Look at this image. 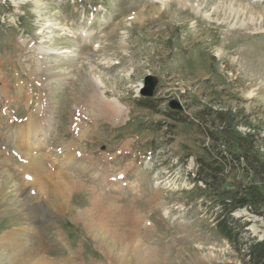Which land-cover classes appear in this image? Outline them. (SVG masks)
Masks as SVG:
<instances>
[{"label":"rangeland","instance_id":"374dc122","mask_svg":"<svg viewBox=\"0 0 264 264\" xmlns=\"http://www.w3.org/2000/svg\"><path fill=\"white\" fill-rule=\"evenodd\" d=\"M93 78L127 107L117 124L85 115ZM225 109L264 138V0H0V260L239 264L194 181L203 113ZM234 216L264 238V218Z\"/></svg>","mask_w":264,"mask_h":264},{"label":"trees","instance_id":"16d2710c","mask_svg":"<svg viewBox=\"0 0 264 264\" xmlns=\"http://www.w3.org/2000/svg\"><path fill=\"white\" fill-rule=\"evenodd\" d=\"M203 114L212 124V129H206L210 159H197L195 184L211 206L219 207L215 230L232 246L239 264H264V238L247 236L250 222L234 216L247 208L264 218V151L258 144L259 140L264 143L261 129L253 127L241 134L235 129L240 115L229 109ZM238 171L247 176V182L229 180Z\"/></svg>","mask_w":264,"mask_h":264},{"label":"bare ground","instance_id":"6f19581e","mask_svg":"<svg viewBox=\"0 0 264 264\" xmlns=\"http://www.w3.org/2000/svg\"><path fill=\"white\" fill-rule=\"evenodd\" d=\"M96 84H99L101 87L104 86V84L101 81L98 82V80L94 78L89 80L88 86H85L84 93H85L86 99L84 100L85 103L83 105V110L85 111V115L87 114L91 118L103 117L107 121L113 124H117L118 122L124 119V116L128 110L127 107H125L118 98H108L103 91H100V89L99 90L96 89ZM79 121L80 120H77V122ZM77 150L78 149L75 148L74 152L71 155H69L70 159L75 160V161L77 160L76 156L77 155L79 156L80 154V152H78ZM80 158H82V160L86 159V157L83 155H81ZM67 164L68 163H66V166ZM43 171L46 172L45 170ZM44 177L50 178L51 182L53 180L54 182L52 184L56 186L58 189L72 190L74 187L78 188V187L83 186V182H81L79 178L77 179L76 177H71L68 174L57 175L58 179L55 178L57 180L53 179L52 176L45 175ZM31 214L33 215L34 218L38 217L40 214L38 208H34ZM8 241H10V237L8 235L4 237H0V246L2 244L7 245ZM18 251L21 252L22 250L20 249ZM0 264H8V263H3L0 260Z\"/></svg>","mask_w":264,"mask_h":264},{"label":"water","instance_id":"95a60500","mask_svg":"<svg viewBox=\"0 0 264 264\" xmlns=\"http://www.w3.org/2000/svg\"><path fill=\"white\" fill-rule=\"evenodd\" d=\"M157 79L156 77H153V76H147L145 78V86L141 89V94L142 96L144 97H153L154 96V92H155V89H156V86H157ZM170 108L171 109H179V110H182L183 107L180 105L179 102H176V101H171L170 104H169ZM263 238H261L262 240Z\"/></svg>","mask_w":264,"mask_h":264},{"label":"built area","instance_id":"2783aa9c","mask_svg":"<svg viewBox=\"0 0 264 264\" xmlns=\"http://www.w3.org/2000/svg\"><path fill=\"white\" fill-rule=\"evenodd\" d=\"M249 131H250V130H249ZM249 131H248V132H249Z\"/></svg>","mask_w":264,"mask_h":264}]
</instances>
